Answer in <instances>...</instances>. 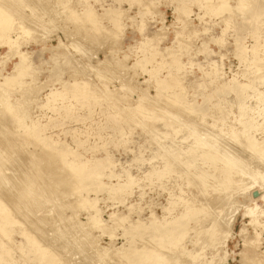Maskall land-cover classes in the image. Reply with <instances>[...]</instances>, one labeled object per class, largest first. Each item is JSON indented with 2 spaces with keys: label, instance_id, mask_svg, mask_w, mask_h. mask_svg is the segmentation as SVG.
I'll use <instances>...</instances> for the list:
<instances>
[{
  "label": "rangeland",
  "instance_id": "1",
  "mask_svg": "<svg viewBox=\"0 0 264 264\" xmlns=\"http://www.w3.org/2000/svg\"><path fill=\"white\" fill-rule=\"evenodd\" d=\"M206 1L207 0H136V1L135 0H129V1L128 0H2V1L0 0V5L2 4L12 11V13H13L12 17L14 20L18 17L17 18L18 20L17 19L15 20L17 22H15L13 20L15 27L19 26L20 24L26 25L27 23L29 26L31 25V23H33L35 27L37 26L36 27L37 29L34 26L30 27V30L33 28L32 29L33 33L31 30V32H29L28 36L23 35L21 33V31H19V30L17 32H15L14 30H11V32H9V35L11 36V38H15V36H18V35L21 37V42H20L21 44H20L19 50L23 51V52L26 51L27 53H29V59L31 61V64L33 65V70H34L33 74L35 76V82L31 81L32 79H30L29 76H26L27 79H25V77H24L22 79L23 81L19 80L20 82H18V80H16V81H14L15 84H13L14 82L11 83L12 88H11V84L9 85L10 87L9 86H7L5 88L0 87V96H1L0 98L2 99V100L0 99V106L2 107L4 105V107L5 106L7 107L10 105V106L14 107L13 110H11L9 114L10 115L15 114L14 115L15 117L13 116V118H15V119H16V115L17 116H20V115L23 116V119H22L23 123L27 124L29 126L27 128L30 129V131H29V129L25 130V128H23V130H24V132H23L21 130L22 129L21 126H20L21 128L19 130L16 129L15 127H13V126H17V123H15V122H12V123L6 122L7 124H5V123H2V121H1V123H0V130H3L0 134V137H2V138H0V139H2L1 141L12 140V144H13V141H15V145H17V147H18V144H19V146H20V144H22L21 149L19 147L17 148L16 146L14 147L15 149L13 147L9 148L10 149V150L8 149L9 151H7V148L4 146L2 147V149L0 148L1 149L0 152H2L0 154L1 155L0 161L3 159L2 162H0V168H1V166H2L1 164L3 163L4 160H5L4 163H6L8 165L7 166L3 163V166L6 169L3 166L0 169V171H2L4 169H5L4 171H6L5 173H4V171L1 172L2 174L0 173V193H3V194H1L2 197L6 196L5 198H7V199L10 198L13 201L20 199L18 197L20 194L19 193V188H20L19 186H21V187L25 186L24 185L25 179L24 178L22 179L23 175L19 176L20 173L18 174V171L20 172V170H18V168H19L18 166H20L19 169H21V167L23 168V169H21L22 171L24 169H27L30 166V168H28L29 172H31L34 175H37L38 173L33 172V171H35V169L33 170V167L36 166V164H38L39 161L36 160V158H34V155L38 154V153H39V155H44L43 152H44L45 148H47V147L48 148L46 149L45 153L50 154L49 150L51 151V148H52V151H51L52 154L56 155L58 153V155L59 154L64 155V157L63 156L61 157L63 162H65L67 160L70 161L72 158L71 162H74L77 160L76 162L79 165H81V163L82 164L86 163L85 166L88 165L86 168V169L89 168L88 171H92V169L95 165V163L91 161L92 158H103L108 154L110 162L112 164L113 163L115 164V165L111 164L113 167L112 171L119 174L121 176L122 180L126 179L125 173H128L132 177H135L137 179V182H138L136 185H133L131 187V190L129 191L128 194L121 193V195H119L120 192H118L119 194L117 193V195H116L114 193L109 194L108 191H106V189L105 190L101 189V191H99V193L98 192L96 193V191H93L94 190L93 188H95V186L93 185V183H94V180H93L91 187H89L90 190L88 189L89 192H87V193H89L88 196L90 195L89 197H92V198L95 197V199L97 200L96 211L99 213L100 218L103 221H105L107 227H110L109 229H104L103 231H102V229L100 230L97 227L95 229H94V227L92 229L88 228L89 229L88 231H90V232H88L90 238L92 236H94V237H92V241L95 242L94 246H93L94 242L92 243L90 241V239H88V238H86L85 240L79 239V238H82L81 237L82 234L80 236L77 235V233L80 234V232H75V234H74V238H76V240L79 242H77V244H76L75 243L76 240L74 238H73V240H74L73 243L70 242V240L72 241V239H68V238H70V235L73 236V234H71V232H73L74 230L72 228L70 229V227H69L70 224L67 223V221L70 222L71 219H74L71 221H75V219H76V221L78 220L77 222L88 225L90 222H88V219H86L87 218L86 216H88V213L89 214L94 213L95 209H94V211L91 210L90 208H89V210H87V209L83 208V206L81 204L76 205V207H71L70 204L69 205L65 204L64 205L65 209H62V208H64V206H62L61 209H59V210H58V208H60V207H54V206L44 207L45 206L44 205L43 209L48 208V210H50V209L54 208V210L53 211L51 210V212L48 214L49 216H46V213H45L46 210L44 212H42V210H41L40 211L41 213H38L36 210H35L36 212H34V209H36V208L32 207L31 204H29V203L27 204V202L25 203V201L23 199L17 200V202L19 204H20V201L22 200V202L24 201L23 203H25L26 205H30V209L28 208L29 206H26L27 209H26V207L23 206V209H24L23 211L25 212V210H26L25 218L30 219V217H32V218L34 217L33 220L35 219V221L37 220V222H39V223L38 224L35 223L37 226L36 225H33V226L40 227V229L43 227V231L40 230L39 228L35 229V227H34L35 230L32 228V232H34V231L38 232L39 231L38 232L39 236H41L43 240L46 238L44 241L49 242V243H46V245L51 247L50 248L51 250H53V248H54V251H55V249L57 248L56 246H58V249L61 246H63V247H65V251H63L64 254H62L61 256L59 255L60 257L59 256L57 257L58 259L57 258L55 259V261L57 263L56 262L55 263L54 262H36L35 259L37 257H35L36 255H34L33 252L28 253L27 252L28 249H27L26 253H28V254H26L25 251L24 252L22 251L23 252V254H22V252L20 250V249H22V245L25 244L24 241L26 240L23 232L25 233L28 230V227H26V231H23V230H25L24 229L25 225L12 224L11 225L13 227L12 230L11 231L8 230L9 232L6 231L9 235L11 234L10 235L11 237L8 234L5 235L4 232L0 233V243H3L6 246L8 244L9 245L8 250H11L10 253H8L7 255H4L2 249H4L5 246L0 245L1 246L0 247V254H2V255H0V259H1L0 264H51V263L52 264H61V263H64V264H93L95 262L94 260H96L97 256L100 253L101 254L99 256L102 255V253L104 252L103 249L112 250V248H119L122 245H124L126 248L129 245V243L133 245L134 244L133 242H135V240H136L135 238H133L135 240H132V238L130 236L124 237V233H123L124 231L123 230L125 228L123 226L122 227L116 226V225L111 226L112 223L109 221V215L110 214L115 213L116 216L119 217L121 220H125L123 215H125L127 217L129 216L130 218L128 217L127 221L134 222L135 220H137L139 218L140 219L147 218V216L150 215V212H151L150 209H152L153 213H155L154 215L161 217L164 214V212H162V210H161V207L167 206L166 204L170 200L171 196H173V195L179 196V189H181L183 192L182 197L185 196V198H186V196L187 197L194 196V197H196L197 200H200L199 198L202 196L198 197L199 196L198 189H196L193 185L187 186L186 180H185L186 179L185 176L195 175V173L199 169L198 164H193V166L192 165L189 166L186 169V171L185 170L184 171L179 170V171H176L173 173H168V174H166V176L163 175L164 177L163 176L160 177L161 178V179L159 178L160 180L159 179L156 180V177L155 178L153 177L155 180L152 177H150L149 179L144 177L145 173H147L149 170L153 169L154 167L155 168L156 167L161 168V166H163V164H161V163L164 160L161 161L162 158L159 159L161 157L160 155L163 154V152L165 151L167 146H169L171 143H172V145H174L176 147H178V146L186 147L192 143V139L190 137H188L187 140L181 142V139L183 137H186V135H188L190 133L189 132L191 130L190 128H182L181 129L182 131L179 134L177 133L178 135L177 134L174 135L171 131H169L170 130L169 128L164 127L165 126L164 124L166 121L162 118H160V119H162V121L159 119L160 115H163V112H161L164 110L163 105L167 107V110H173V111L175 110L177 112L179 110L184 111V109H186V107H190V106L194 107L193 104L195 106L202 107V109L205 110L204 115H206L205 116L206 118H204L205 123H202V121H201L202 116L200 115V112H196V111H195V113L191 112V114H192L191 115L190 113L188 114L184 111V112H180V116H178L180 123L182 124V122H183L182 125L185 124L184 121L196 123V124H198V126L201 123L202 127L200 125L199 127L197 126V127L193 128V129H197L196 134L197 135L199 134V136H200V133H198V130L199 131L201 130V132L203 133V130H205V129L208 130L207 127L210 128L208 130L209 132H214L218 128L221 129L222 131L226 132V126L223 127V126H221L220 123H218V124H217V122L215 123V125L217 127L216 128L214 126L215 130H214V127L212 128L209 125V124H213L214 121L212 122V119L216 118L215 116L218 117L219 112H222L221 110L226 111V113H227L226 118H227V121L230 122V126H231V124H232L233 128H234V126H237L238 128L236 127L234 129L239 130V129H241V124H239L238 121L241 123L242 120H238V114H239V110H238V106H237L238 97H236V95H234V92H231L228 88H227L228 91H226L225 88L228 84L232 83L233 81H238V83H246L249 81L248 80V78H249V79H251L249 82L253 86L251 89H249V90L247 89L243 93L244 106L247 108L245 110L244 119H247L249 116L252 115L251 117L253 119L255 117V121L258 124H260L263 121V117H264V104L263 103H264V101L263 102L258 101L259 97L257 98V96H259V95H257V94H263V92H264V83L260 84L263 81V80L261 81V77L264 75V70L262 68V67H264V65H263L264 62H262V61H264L262 58V57H264V50H263L264 47H261V46H263V45H261L263 43L262 41H264V0H244V2H243L244 8L240 9L241 11H238L239 8L238 9L236 8V7H238L237 4L238 5L241 4L240 1L228 0L227 4L230 7V9L228 10L229 12H227V10H226V11L222 12L221 14H215V15L210 12L209 7H210V1H211L212 5H216L217 4L216 0H215L216 3L214 2V0H209V2L208 1L206 2ZM237 1L239 3H237ZM204 2L209 4L208 8L206 7L207 4H204ZM132 3H134V4H132ZM142 3H144V4H142ZM148 3L151 4L152 6L154 5L155 9L152 6L148 5ZM145 4H147L148 8H146L147 6ZM138 5H139V8L137 7ZM142 5H144V6H142ZM180 6H181V8H182V6L188 7V8L190 7V9L186 8V11H183L184 14L188 13L187 15H189V16L183 15L184 16L183 17L181 15L183 12H182L181 8H179ZM143 7H145V8L143 9ZM150 7L152 8V10ZM175 7L177 10L179 9V11H177V13L175 11L176 9H174ZM17 8L19 9L18 11H17ZM140 9H142V10H140ZM146 9H148V10H146ZM149 9L151 12L149 11ZM231 9H232V12H230ZM234 9H236V10H234ZM114 10H116V11L119 10L117 12L118 15L116 14V12ZM143 10H145V11H143ZM187 10H188V12H187ZM81 12H83V13H81ZM141 12H142V14L143 13H145V14L144 15L141 14V16H140ZM178 12L181 14H178ZM85 13L88 15V17H86ZM92 13H93V15L95 13V15L94 16L90 15ZM109 13H111V14H109ZM108 14H109L110 18L108 16ZM177 14H178V16H177ZM112 15H115V16H112ZM179 15H180V17L183 18V19L180 18V21H179ZM118 16H120L119 19L116 18ZM19 17L20 18L22 17V19H21L22 22L19 20ZM25 17H27L28 19L23 20V19H25ZM80 17L83 19H81ZM93 17H95V18H93ZM35 18L38 20L40 19V21H36ZM86 18H89V19L86 20ZM113 18H114V20H113ZM115 18L118 19V21H117L118 25L117 26L119 27L121 24L122 29L120 27L116 28L117 27V26H115L116 24L113 23V21H115ZM84 19H85V21H84ZM96 19H98L99 22ZM94 20L97 21V23ZM184 20H185V23L183 22ZM19 21L21 23L17 24V23H19ZM89 21L92 23V25ZM140 21H142V22H140ZM143 21L146 22L145 27L143 26L145 24H141V23H143ZM87 22L93 28L89 27ZM38 23H39V26H38ZM95 23H96V25H95ZM108 23H111V25ZM182 23L185 26H183ZM42 24H43V26H41ZM97 24L98 25L100 24V26L98 27ZM28 25H27V27H29ZM160 27L161 28L163 27V30L161 31L162 36H161V38L159 37L160 38L159 39L155 35H158V36L161 35V32L159 31V30H161ZM94 28H97V30H95ZM100 28H101L102 32H99V31H101ZM103 28L104 29L106 28L105 29L106 31L109 30L108 33L103 31ZM141 28H143L144 30L143 29L141 30ZM111 29H112V32L114 31L113 32L114 34H111V32H110ZM138 30H141L144 34L141 31L139 32ZM175 30H177V32ZM189 30H191V31H189ZM42 32H43V34H42ZM147 32H148V34H151L152 37L155 36L154 41H153L155 43V46L160 42L162 37H164L161 40V43H159V45H157V47H155V46L153 47L154 49L151 48V46H150V49H149V47H145L144 49H142L140 46V44L143 42V38H144V36H146ZM30 33H32L33 35ZM116 33L117 34L119 33V34L116 36L115 35ZM163 33H164V35L165 34L166 35L164 36ZM178 33L181 36H178L177 35ZM186 33H188V34H186ZM100 34H101L102 38H100L101 36H98ZM106 34H111V35H106ZM114 35L116 37H118V39H116V37ZM176 35H177V37H176ZM188 35H189V37H188ZM36 36H38V37H36ZM96 37H97V39H96ZM112 37H114V38H112ZM174 37H176L175 38L176 41H175ZM259 38H260V40H258ZM178 39H180L181 41ZM179 41H180V43H179ZM182 41L184 44L186 43L187 45L182 44ZM218 41H219V43H217ZM177 42L181 46L177 45L178 44ZM258 43H259V45H261L260 47H258L259 46ZM172 44L174 46H172ZM175 45L178 46L177 48H180V47L182 49H184V48L188 49L189 48L188 49L189 52H188V50L184 49L185 51H187L185 54V51L183 53V50L181 48H180L181 51L177 50ZM186 46H188V47H186ZM255 46H256V48H255ZM50 47H54L53 50L51 51L52 53L48 52L47 50H46L47 52L45 50H42V48L44 49V48H50ZM167 48H170V50L172 48L173 51L174 50L176 52L179 51V53H180V60H181L180 62H182L183 66L181 69L182 72L181 71H180V73L178 72L179 74L177 73L176 70H172L173 66L170 65L171 61L169 60L170 62L168 63V62H166V60L164 58V56L165 57L167 56L166 52H164V50L167 51ZM253 48L257 49L258 56L260 58H262V61H260L262 66L259 64V62H258L259 65L257 64L258 66H256V65L253 67L250 66L252 64L249 62H252V57H253L252 56L253 55L252 49ZM146 50H147V53L149 52V56H150L149 58H150L151 62H150V60H148L150 63H146V61H145L144 62L145 66H144L143 63L138 64V62H140L141 58H143V51L145 52ZM157 50L159 52H157ZM202 50H204V51H202ZM7 51L8 50L5 46L0 47V57L4 56V54L6 55ZM150 51H153V52H150ZM154 51H155V54H153ZM160 51L162 52V56H161ZM158 53L160 54V56L157 55ZM154 55H157V56L153 57ZM106 57H107V59L109 57V59H108L109 61L106 59ZM151 57H153V58H151ZM241 57H242L244 62L241 61L242 60V59H240ZM111 58H112V60H110ZM161 59H162V62H161ZM168 59H170V58H167V61H168ZM114 61H115V63H114ZM118 61H120L122 63H119ZM143 61H141V62H143ZM15 62H16L15 57L8 58V59H6V57H2V60L0 59V75L7 76L8 74L12 73L13 64ZM164 62L166 64H169L170 66L169 65L167 66ZM119 64H121V65L125 64L127 67H130V68H129V70H127V72L123 71L122 70L123 68L122 69L119 68ZM141 64L144 66L143 69L141 68V66H142ZM107 66H108V68H107ZM211 67L215 68V69L217 68V70H218L217 79L212 80V81L208 80V77L206 76V74H207L206 72H208V70H210L209 68H211ZM151 68L155 71L154 72L152 70L155 74L153 72H150ZM157 68H159L160 71H158ZM101 69H103V70H101ZM168 69H169V71H168ZM259 69H261V70L259 71ZM145 70L146 71L149 70V71L146 72ZM211 70L209 72H211ZM175 71H176V76L180 75L179 77L175 76V73H174ZM257 72L258 73L260 72L259 76L262 73V76L260 78L257 77L258 76V75H256V74H258ZM49 73L50 74L52 73L53 77ZM54 73L55 74L57 73V74L54 75ZM152 73H153V76H152ZM157 73H158V75H157ZM98 74L101 76V78H99ZM203 74L205 75L204 78L207 77L206 80L205 79L203 80ZM254 74H255V79L254 78L252 79V77H248L251 75L254 76ZM49 75L51 76V79H50L51 81L48 79V78H50ZM70 75H71V77H70ZM168 75H170L171 77H169ZM166 76L169 78H167ZM54 77H55V79H54ZM73 77H74V79H73ZM75 77L77 80H75ZM174 77H176L177 79ZM52 78L54 80H52ZM56 78H58V79L60 78V80H58V79L56 80ZM124 78H125V80H123ZM178 78H179V81H182V82L177 81ZM81 79H83L82 82L80 81ZM154 79H155V82H154ZM158 79H162L165 81L171 79L174 82L176 80L175 83L177 85H178V83L180 85H182L181 90L180 89L179 90L184 95V104L182 102L179 103L180 102V101H178L179 98L172 97L173 93L177 92L176 91L177 87H175V88L174 87H172V88L166 87L168 91H165V89L163 88L164 90L160 92L161 96L160 97L156 96V89H155L156 84L155 83L158 81ZM258 79H260V80H258ZM74 80H75V83L76 82L77 83L79 82V83L75 84ZM86 80H88L87 83H86ZM53 81H55V82L57 81V82L55 83ZM60 81L68 82L70 84L73 83L72 86L74 89H79L81 87V89L84 90V88H86L88 90V93L91 91L90 92L91 94L85 93L84 95L80 96V99H77V101H78V103L80 102L81 104L80 103L78 104V103H76L77 102L76 101L77 95H75L74 97H72V95H71V94L74 95V92H73L74 89L73 88H69V89L63 88L61 90L62 85H61ZM123 81H125V83ZM22 82H23V84H22ZM83 82L85 84H82ZM16 83L19 86H17ZM29 83H30V85H29ZM80 83H81V85H80ZM104 83H106V85ZM126 83H127V85H126L127 87L129 86V87H132L133 89H131V88L127 89V87L122 86V85H125ZM24 84H25V86H26V84L29 86L28 89L25 88ZM86 84H88V85L92 84L93 86L91 85L89 87ZM13 85H14V88H13ZM78 85H80V87H78ZM201 85H202V87H201ZM15 86H17V87H15ZM21 86L22 87L24 86L23 89H21L22 88ZM198 86H199V88H198ZM18 87H19V90L21 89L20 91L18 90ZM92 87H94L96 89L94 90V88H92ZM183 87H184V90L182 91ZM30 89H31V91H30ZM55 89H56V91H55ZM97 89H98V92H97ZM67 90H70L68 92V94H67ZM105 90H107V92L109 94L114 95V97H112V98L115 101L114 102L115 105L119 108L120 113L116 112L114 110L116 108H114V106L110 105L113 102L109 104L108 98H110V97L105 98L104 93L102 94V92H105ZM21 91L22 92L26 91L27 94L25 92L22 93ZM52 91L54 93L59 92V91L61 92V94L59 96H55V99H57V102L54 98L53 99L50 98V96H51L50 93ZM92 91H93V93H92ZM164 91H165V94H164ZM225 91H226V93H223ZM142 93L146 94L149 97V99L146 98L142 104L145 107H152L154 109H157V111H158L157 115H159V117H157V119L151 120V119H153V117H150L148 115V113H144L145 116L143 114H141L142 115L141 116L135 110H132V111L129 110V107L133 108L138 103V97H142ZM99 94H101L102 97H99L100 96ZM63 95L68 96V98H69L68 104H66L67 102L65 101L68 99L67 96L66 97L64 96L65 97L64 98ZM87 95H89V97ZM95 95H98V97H99V98H97L98 101L96 100V98H94ZM61 96L63 98H61ZM86 96H87V98H86ZM91 96H93V98ZM115 97L117 99H114ZM124 97H126L127 100L121 102V98L126 99ZM254 97L257 99L255 100ZM72 98L74 99V101L71 100ZM104 98H105V100L106 99H108V100H106V101L104 100V102H103ZM118 98L120 100H118ZM46 99L51 100L50 102L52 103V105L46 104L47 103ZM82 99L86 100L85 101L86 103H84V100H82ZM94 99L96 100V103H95ZM163 99L166 100L165 103H164ZM52 100L54 101V103ZM87 100H88V102H87ZM60 101H62V102H60ZM128 101H129V104H128ZM167 101L169 103L166 104ZM82 102H83V104H82ZM257 103L258 104L262 103V104L259 106ZM6 104H8V105H6ZM69 104H71V106ZM171 104L173 106H175V108L173 106L169 107V105H171ZM215 104H216V106H214ZM217 104L220 105V106L218 105L219 108L217 107ZM46 105H49V106H46ZM50 105H51V107H50ZM65 105L66 106L69 105V108H68V106L66 107ZM42 106H45V107H42ZM61 106H63V107H61ZM64 106L67 109V111H65L66 109L64 108ZM257 106H258V108H257ZM221 107H223V108L221 109ZM253 107H254V109H253ZM60 108H62V109H60ZM261 108H262V110H261ZM219 109H220V111H219ZM225 109H227V110H225ZM228 109H230V111ZM0 111H3V110H0ZM12 111H13V113H11ZM228 111H229V113H228ZM254 111L257 112L258 115H256L257 113H255ZM196 114H198V115H196ZM146 115H148V116H146ZM212 116H213V118H212ZM210 118H211V120H210ZM17 119H19V118H17ZM31 120H34V121L37 120L38 122H40V124H38V126H37V124H35V126L32 127L33 124H31V126H30ZM236 120H238V121H236ZM163 121H165V122H163ZM233 121H235V122H233ZM20 122H21V120H20ZM38 122H36V123H38ZM175 122H178V121H175ZM238 124L240 126H238ZM11 125H12V127H11ZM204 125H206V126H204ZM227 125H228V123H227ZM1 126H2V128H1ZM42 127L44 129H42ZM13 128L18 132V134L16 133L18 135L17 140L18 139L21 140V138H23V140L26 141V145L24 144L25 142L23 140L22 141L24 143H22V141L20 142L19 140L18 141L16 140L17 135L15 134L16 131ZM17 128H18V126H17ZM261 128H262L261 130H264V124L261 126ZM154 130H155V132H154ZM26 131H29L30 133H28ZM37 131H39L38 132L39 135L33 134V133H37ZM117 131H119V133ZM8 132L10 134H8ZM13 132H14V135L16 136V137L14 136V138H13ZM20 132H22V133H20ZM168 132L172 135L171 138L166 135V134L170 135ZM2 133H4L3 134L4 136H2ZM23 133H26V134L28 133V134L22 135ZM31 133H32V137H31ZM164 134L166 136H164ZM11 135H12V137H11ZM33 135H36V136L34 137ZM6 136H9V138L8 137L6 138ZM21 136H23V137H21ZM41 136H42V138L43 137L47 138L50 142L52 141V142H56V143H54L53 145H50V147L42 145V144H45L46 142H45V139L41 138ZM120 136H121V138H120ZM153 136H155L156 138ZM254 136L256 137V139L261 138V134H258V133H255ZM3 137H5L7 140H3ZM28 137H31L35 140H33L31 138L28 139ZM52 139L53 140L56 139V140L53 141ZM154 139H156V140H154ZM225 139H224V137H222V140H224V142L227 141L226 144H229L230 146L231 145L233 146L235 144L233 147H235V148L238 147V149H239V146L236 143H234V142L229 143L228 140L227 139L225 140ZM57 140L59 143L57 142ZM151 140H154L155 143ZM34 141H36V142H34ZM78 144H80V145H78ZM76 145H78V146H76ZM12 146H14V145H12ZM0 147H1V144H0ZM16 149H17V151H16ZM33 149H34L35 154L32 152ZM22 150L24 151V153L27 151L25 153V155H24ZM30 150H31L32 154L30 153ZM55 150L56 151L59 150V151L56 152ZM60 150L62 152H60ZM67 150L70 152H68ZM105 153H106V155H105ZM16 154H18V155L15 156ZM26 154H28L27 157L30 159L24 158V157H26ZM79 154H81L80 157H79ZM19 155L22 156L23 158H20ZM30 155L32 156V158L29 157ZM246 155H245V157L249 158V160L251 159L250 163H252V164L254 163L253 164L254 166H256L260 169H262L264 167L262 161H261L262 163L260 162L262 167L260 164H258V162L260 160H257L256 157L254 158L251 156V158H250V156H248V152H246ZM77 156H78V158H77ZM156 156H157V158H156ZM6 158H8V160H9L8 162H10L9 164H8ZM14 158H16V160L20 159V161H22V159H23V162H20V161L18 162L16 160H14ZM57 158H58V156L56 157V160H57ZM80 158H81V161H80ZM26 159L29 160V164L31 163L30 165L27 164L28 162ZM83 160H87V161L85 162ZM254 160L258 161V162L255 163ZM11 161L13 163H11ZM24 161L27 162L25 164L28 166H26L25 164L23 165ZM53 162L54 161H52V163ZM76 162H74V163H76ZM16 163H18V164H16ZM14 165L18 168H16ZM21 165H23V166H21ZM10 166L14 167V168L12 167L13 170H11ZM96 166H97V163H96ZM98 167H95L93 170L97 169ZM15 169H17L18 171L16 172ZM8 170L13 171L12 173L14 175L11 176L12 173L9 172ZM14 170L18 174V175L16 174L17 176H15ZM28 170H25V172L26 171L28 172ZM37 172H38V170H37ZM99 177H97L95 179V184L97 183V181L105 183V184H110V183L114 184L116 182L114 178L107 179L104 176H103L104 178L101 176H99ZM148 180H150V181H148ZM11 183H13V184H11ZM97 184H99V183H97ZM190 186H191V188H189ZM12 187L15 189H13ZM79 190L82 192V194L84 193V195H85L86 191H84V190H86V189L83 190V189L79 188ZM91 191H92V195L90 194ZM253 191H255V190H253ZM236 194L239 195L238 192H233V197L236 198V200L241 201V195L237 196ZM202 199L204 200V197ZM62 202H63V199H62ZM23 203H21V206ZM248 204L249 205L252 204L250 202V200H248ZM258 205H261V202H259ZM67 206H68V208H67ZM78 206L80 207V209H77ZM129 206H134V207H132L133 209L128 210ZM138 208H140V209H138ZM178 208H180V206ZM178 208H176V207L173 208L174 210L172 209L171 213L172 214L175 213L178 210ZM67 209L73 210V212L76 215L73 213L75 215L74 216L72 213H70L71 211L67 210ZM37 210H39V209H37ZM79 210H81V211L79 212ZM27 211H28V213H27ZM58 211H60L61 213H59ZM128 211H129V213H128ZM55 212H57V214ZM62 212H63V214H62ZM29 213H30V215L32 214V216H30ZM58 214H60L61 217H59ZM68 214H70V215H68ZM242 214H243V211L240 210V211H238V213L235 216L234 224L232 227V235L230 236V238L226 242V247H225L226 256H225V259L223 260L224 262L222 260H220V264H264V255L262 253L263 247H264V241H263L264 240V228H263L264 215L261 216L262 214H259V215L257 214L260 217V218L257 217V219L258 218L260 219V221L258 219V221H259V225H258V224L249 223L250 218L249 217H243ZM42 215H45V216H43V218H42L41 217ZM72 215L74 216V218ZM51 216H54L56 219L51 218ZM65 217H68V219H69V220L67 219L66 222L64 223V224L67 223L66 224L67 227L65 225H63V223H62L63 221H65V219H66ZM75 217H77V218H75ZM32 218H31V220H28V221H33ZM48 218H50L51 222L57 220V224H59V225L55 224V222H52V224H51L50 220ZM40 219L43 220L45 223L44 224H43V222L40 223V221H38ZM60 220H63V221H60ZM60 222L62 225L60 224ZM124 224H125V222H124ZM190 224L193 226L192 223H190ZM30 225L32 226V224H30ZM60 226L62 229H65V228L68 229L69 228L68 231H70V234L69 235L66 234V235H68L66 238H65V236L64 237L62 236V238L61 237L58 238V235L53 231V229H56L57 227H60ZM244 226L246 228V234L244 237L246 239L248 238L247 242L252 241L251 242L252 244L247 243L248 245L245 244V246H242L244 244V242H243L244 240L241 236H238V232ZM1 227H3V226L0 224V228ZM261 228H263V229H261ZM199 229L200 228H198V227L196 228V230H199ZM96 230H98V231L96 232ZM99 230H100V232H99ZM43 232H44V234H43ZM52 232H53V234L56 235V237H55V235L54 236L52 235V237L50 236L52 234ZM64 232H66V229L64 230ZM101 232H102V234H101ZM108 232H110V234ZM255 233H258L261 236V237L259 236V240L257 241L258 243L255 242L256 241ZM38 234H37V236H38ZM190 234H192V233H190ZM4 236L7 238L6 240L4 239ZM47 236H48V238H47ZM72 236H71V238H72ZM1 237H2V239H1ZM126 237H128L129 240H131V242L127 243L128 238L126 239ZM9 238L11 240L10 243L8 242V241H10V240H8ZM63 238H65L66 240L65 239L63 240ZM82 240L84 242L83 247H82V244H83ZM184 240H185L184 241V243H185L187 241V239L185 238ZM86 241H87V243L85 244ZM253 241H254V243H256L255 245H254ZM66 242H68V243H66ZM69 243H72V244H69ZM96 243H97V245L99 243L98 246L100 247V249L96 245ZM60 244H62V245H60ZM52 245H54V246L52 247ZM188 245H189V242H186V246L188 247V249H190V246H188ZM251 245H253L254 247ZM13 246L17 247L18 249L17 248L15 249V247H13ZM95 246H97L99 250H96L97 249L96 248L93 251L92 247L95 248ZM246 246H247V248H246ZM249 246H251V247L249 248ZM9 247L11 249H9ZM76 247L78 249L81 248L80 249L81 251L79 252V250ZM84 247H87V248H84ZM102 247H103V249H102ZM75 248H76V250H75ZM83 248H84V250L86 249L85 250L86 254H84L85 251H82ZM87 251H89V253ZM81 252H83L82 255L81 256L78 255V253L80 254ZM90 252H92L93 255L90 254ZM97 252H99V254ZM221 252H222L221 250H218V252L217 253L215 252V253L218 255H222ZM94 253L95 254L97 253L98 255L95 256ZM206 253L207 254H209V253L214 254V251H210L208 248L206 250ZM88 254H90V256L91 255L92 256L89 257L88 258L89 261L87 260L88 262H86L85 258H87ZM1 256L2 257L4 256V259L1 258ZM5 256H9V258H7V257L5 258ZM77 256H78V258H77ZM93 256H95L96 258ZM61 257H62V259L60 260ZM91 258H93L92 259L93 262H92V260H90ZM182 258L183 259H181V260H185V261L184 262L181 261L180 263H177V264H190L186 260V257H182ZM206 258L208 259L209 255H207ZM102 259H101V257H99V259L97 258L96 261H98L99 264H101V263L102 264H107V263L109 264L111 261L110 264H113L112 260H105V259L102 260ZM104 260H105V262H104ZM60 261H62V262L60 263ZM185 262H187V263H185ZM94 264H96V262ZM114 264H117V263H114Z\"/></svg>",
  "mask_w": 264,
  "mask_h": 264
},
{
  "label": "bare ground",
  "instance_id": "2",
  "mask_svg": "<svg viewBox=\"0 0 264 264\" xmlns=\"http://www.w3.org/2000/svg\"><path fill=\"white\" fill-rule=\"evenodd\" d=\"M2 1V0H1ZM129 1V0H128ZM136 1V0H135ZM208 2H209V0H207ZM206 1V2H207ZM227 1L228 0H216V2H217V4L216 5H212V3H211V1H210V7H209V9H210V12L212 13V14H221L222 12H224V11H226L227 10V12H229L228 10L230 9V7H229V5L227 4ZM238 1H240V3L241 4H237V6L238 7H236L237 9H238V11H241L240 9H243L244 8V0H238ZM237 1V3H239ZM133 2V1H132ZM140 2V1H139ZM214 2H215V0H214ZM215 2V3H216ZM135 3V2H134ZM134 3H132V4H134ZM137 3V2H136ZM214 3V4H215ZM142 4H144V3H142ZM204 4H207V3H205L204 2ZM146 6H147V4H145ZM148 5H150V6H152L151 4H149L148 3ZM142 6H144V5H142ZM145 6V7H146ZM208 6H209V4H207V8H208ZM138 8H139V5L137 6ZM145 7H143V9L145 8ZM153 8H154V5L152 6ZM234 7V8H235ZM87 8V7H86ZM142 8V7H141ZM146 8H148V6L146 7ZM151 8V7H150ZM179 8H181V6L179 7ZM186 8H188V7H184V6H182V8H181V10H182V12L183 11H186ZM88 9V8H87ZM86 9V10H87ZM155 9V8H154ZM174 9H176V7L174 8ZM188 9H190V7L188 8ZM19 9L17 8V11H18ZM85 10V9H84ZM109 10V9H108ZM140 10H142V9H140ZM146 10H148V9H146ZM151 10H152V8H151ZM234 10H236V9H234ZM90 11V10H89ZM88 11V12H89ZM105 11V10H104ZM110 11V10H109ZM112 11V10H111ZM115 12H116V14H117V12L119 11H116V10H114ZM122 11V10H121ZM143 11H145V10H143ZM149 11H150V9H149ZM154 11V10H153ZM152 11V12H153ZM176 11V13H177V11H179V9L177 10H175ZM84 12V11H83ZM83 12H81V13H83ZM87 12V13H88ZM91 12V11H90ZM89 12V13H90ZM94 12V11H93ZM151 12V11H150ZM181 12V11H180ZM187 12H188V10H187ZM230 12H232V9H231V11ZM88 13V14H89ZM113 13V12H112ZM121 13V12H120ZM139 13V12H138ZM147 13V12H146ZM155 13V12H154ZM186 13V12H185ZM86 14V13H85ZM104 14V13H103ZM109 14H111V13H109ZM109 14H108V16H109ZM123 14V13H122ZM141 14H142V12L140 13V16H141ZM145 13H143L142 15H144ZM148 14V13H147ZM157 14V13H156ZM155 14V15H156ZM178 14H181V13H179L178 12ZM178 14H177V16H178ZM188 13H186V14H184V12L181 14L182 16L183 15H187ZM12 15H13V13H12V11L9 9V8H7L6 6H4V5H0V47H2V46H5L6 48H7V53H6V55L4 54V56H2V57H6V59H8V58H13V57H15L16 58V62L13 64V70H12V73H10V74H8L7 76H2V75H0V87L1 88H5V87H7V86H9L11 83H13L14 81H16V80H18V82H20L19 80H21V81H23L22 79L25 77V79H27L26 78V76H29L30 77V79H32L31 81H33V82H35V76H34V74H33V65L31 64V61H30V59H29V53H27L26 51H20L19 50V48H20V42H21V37L18 35V36H15V38H11V36L9 35V32H11V30H14L15 32H17L18 30L19 31H21V33L23 34V35H29V32H31V30L33 29H31L30 30V27H32V26H34V24L33 23H31V25L29 26L28 25V23L26 24V25H24V24H20L22 21H21V19H22V17L20 18L19 17V20L21 21H19V23H17V24H20L19 26H17V27H15L14 26V23H13V17H12ZM81 15V14H80ZM90 15H93V13L92 14H90ZM89 15V16H90ZM94 15H95V13H94ZM93 15V16H94ZM105 15V14H104ZM103 15V16H104ZM118 15V14H117ZM149 15V14H148ZM153 15V14H152ZM151 15V16H152ZM37 16V15H36ZM83 16V15H82ZM112 16H115V15H112ZM123 16V15H122ZM147 16V15H146ZM187 16H189V15H187ZM208 16V15H207ZM86 17H88V15L86 14ZM107 17V16H106ZM144 17V16H143ZM184 17V16H183ZM186 17V16H185ZM18 18V17H17ZM16 18V19H17ZM81 18V17H80ZM85 18V17H84ZM93 18H95V17H93ZM97 18V17H96ZM109 18H110V16H109ZM116 18H120V16H118V17H116ZM115 18V21H113V23H115L114 25L115 26H117L118 25V23H117V21H118V19H116ZM180 18L181 19H183L182 17H180V15H179V21H180ZM187 18V17H186ZM15 19V20H16ZM26 19H28L27 17H25V19H23V20H26ZM36 19V18H35ZM81 19H83V18H81ZM89 18H86V20H88ZM112 19V18H111ZM185 19V18H184ZM14 20V21H15ZM18 20V19H17ZM34 20V19H33ZM97 21H98V19H96ZM113 20H114V18H113ZM28 21V20H27ZM26 21V22H27ZM36 21H40V19L38 20V19H36ZM84 21H85V19H84ZM91 21V20H90ZM89 21V22H90ZM95 21V20H94ZM97 21H95L96 23H97ZM109 21V20H108ZM122 21V20H121ZM15 22H17V21H15ZM93 22V21H92ZM99 22V21H98ZM140 22H142V21H140ZM184 23H185V20L183 21ZM84 23V22H83ZM91 23V22H90ZM96 23H95V25H96ZM112 23V24H113ZM146 22L145 21H143V23H141V24H145ZM33 24V25H32ZM85 24V23H84ZM87 24L89 25V23L87 22ZM108 24H110L111 25V23H108ZM140 24V25H141ZM27 25L29 26V27H27ZM45 25V24H44ZM87 25V26H88ZM91 25H92V23H91ZM91 25H89V27H91V28H93ZM94 25V24H93ZM98 25V24H97ZM139 25V26H140ZM182 25H183V23H182ZM38 26H39V23H38ZM41 26H43V24L41 25ZM100 26V24L98 25V27ZM102 26V25H101ZM138 26V27H139ZM144 27L146 26V24L145 25H143ZM183 26H185V25H183ZM35 27V26H34ZM37 27V26H36ZM35 27V28H36ZM97 27V26H96ZM97 27V28H98ZM112 27V26H111ZM120 28H121V24H120V26H119ZM118 26L116 27V28H119ZM143 27V28H144ZM182 27V26H181ZM180 27V28H181ZM90 28V29H91ZM97 28H94L95 30H97ZM143 28H141V30L143 29ZM183 28V27H182ZM37 29V28H36ZM99 29V28H98ZM106 29V28H105ZM104 28H103V31H105V32H107L108 33V31H106ZM122 29V28H121ZM120 29V30H121ZM160 29L161 30H159L160 32L163 30V27L161 28L160 27ZM178 29V28H177ZM59 30V29H58ZM100 30H101V28H100ZM116 30V29H115ZM141 30H138L139 32L141 31ZM144 30V29H143ZM180 30V29H179ZM182 30V29H181ZM35 31V30H34ZM45 31V30H44ZM176 32H177V30H175ZM189 31H191V30H189ZM94 32V31H93ZM98 32V31H97ZM99 32H102V30L101 31H99ZM104 32V33H105ZM110 32H111V34H114L113 32H112V29L110 30ZM122 32V31H121ZM142 32V31H141ZM164 32V31H163ZM181 32V31H180ZM32 33H33V30H32ZM32 33H30V34H32ZM120 33V32H119ZM118 33V34H119ZM143 33V32H142ZM141 33V34H142ZM192 33V32H191ZM42 34H43V32H42ZM95 34V33H94ZM111 34H106V35H111ZM117 33L115 34L116 36L118 35ZM144 34V33H143ZM142 34V35H143ZM158 34V33H157ZM186 34H188V33H186ZM195 34V33H194ZM33 35V34H32ZM69 35V34H68ZM93 35V34H92ZM103 35V34H102ZM114 35V36H115ZM163 35H164V33H163ZM166 35V34H165ZM164 35V36H165ZM178 36H181V35H179V33L177 34ZM177 35H176V37H177ZM192 35V34H191ZM31 36V35H30ZM98 36H101V34L100 35H98ZM115 36V37H116ZM156 37H160L161 38V36H162V32H161V35H155ZM154 36V37H155ZM36 37H38V36H36ZM95 37V36H94ZM105 37V36H104ZM111 37V36H110ZM120 37V36H119ZM154 37H152L151 36V34H148V32H147V34H146V36H144V38H143V42L140 44V46H141V48L142 49H144L145 47H149V49H150V46H151V48H153L154 46H155V43L153 42L154 41ZM176 37H174V39L176 38ZM188 37H189V35H188ZM193 37V36H192ZM191 37V38H192ZM100 38H102V36L100 37ZM112 38H114V37H112ZM159 38V39H160ZM164 37H162V39H163ZM181 38V37H180ZM190 38V39H191ZM42 39V38H41ZM88 39V38H87ZM96 39H97V37H96ZM116 39H118V37H116ZM161 39V40H162ZM161 40H160V42L159 43H161ZM178 40H180V39H178ZM188 40V39H187ZM219 40V39H218ZM258 40H260V38L258 39ZM174 41V40H173ZM175 41H176V39H175ZM181 41V40H180ZM180 41H179V43H180ZM217 41V40H216ZM80 42V41H79ZM187 42V41H186ZM261 42V41H260ZM263 43L261 44V45H263V46H261V45H259V43H258V47H264V41H262ZM158 43V42H157ZM159 43L157 44V45H159ZM176 43V42H175ZM178 43V42H177ZM177 44V45H179V46H181L180 44ZM217 43H219V41L217 42ZM221 43V42H220ZM182 44H184L183 43V41H182ZM186 44V43H185ZM184 44V45H185ZM157 45L155 46V47H157ZM187 45V44H186ZM257 45V44H256ZM172 46H174L173 44H172ZM175 47L177 48L178 46H176L175 45ZM186 47H188V46H186ZM257 47V48H258ZM53 48L54 47H50V48H42V50H47L48 52H50V53H52L51 51L53 50ZM78 48V47H77ZM181 48V47H180ZM180 48H177V50H180ZM255 48H256V46H255ZM255 48H253L252 49V62H249V63H252L250 66H258L259 64L262 66V64L260 63V61H262V58H263V60H264V57H262V58H260L259 56H258V53H257V49H255ZM154 49V48H153ZM156 49V48H155ZM166 49V48H165ZM182 49V48H181ZM185 50H188V49H186V48H184ZM184 49H182L183 50V53H184ZM152 50V49H151ZM264 50V49H263ZM46 51V52H47ZM90 51V50H89ZM181 51V50H180ZM202 51H204V50H202ZM116 52V51H115ZM150 52H153V51H150ZM157 52H159L158 50H157ZM156 52V53H157ZM161 52V51H160ZM164 52H166V54H167V56L165 57L164 55V58H165V60H166V62H170L171 61V64L170 65H172L173 66V68H172V70H176L177 71V73L179 72L180 73V71H181V69H182V66H183V64H182V62H180L181 60H180V53H179V51L178 52H176L175 50L173 51V49L171 48V50H170V48H167V51H165L164 50ZM186 52L187 51H185V54H186ZM188 52H189V50H188ZM153 54H155V51H154V53ZM52 55V54H51ZM157 55H159L160 56V54L158 53ZM157 55H154L153 57H155V56H157ZM55 56V55H54ZM161 56H162V52H161ZM258 56V57H257ZM2 57H0V59L2 60ZM53 57V56H52ZM150 56H149V52L147 53V50L144 52L143 51V58H141V60H140V62H138V64L139 63H143L144 64V62L146 61V63H150L151 62V60H150V58H149ZM153 57H151V58H153ZM161 58V57H160ZM167 58H170V59H168V61H167ZM260 58V59H259ZM4 59V58H3ZM105 59V58H104ZM106 59H107V57H106ZM108 59H109V57H108ZM107 59V60H108ZM240 59H242V57L240 58ZM110 60H112V58L110 59ZM144 60V61H143ZM148 60H150V62L148 61ZM164 60V61H165ZM170 60V61H169ZM109 61V60H108ZM141 61H143V62H141ZM148 61V62H147ZM241 61H243V59L241 60ZM119 63H122V62H120V61H118ZM161 62H162V59H161ZM160 62V63H161ZM244 62V61H243ZM247 62V61H246ZM258 62H259V64H258ZM262 62H264V61H262ZM104 63V62H103ZM114 63H115V61H114ZM165 63V62H164ZM166 64V63H165ZM258 64V65H257ZM4 65V64H3ZM40 65V64H39ZM136 65V64H135ZM142 65V64H141ZM162 65V64H161ZM167 66L169 65V64H166ZM165 65V66H166ZM169 65V66H170ZM264 65V64H263ZM139 66V65H138ZM144 66H145V64H144ZM143 65L141 66V68L143 69V67H144ZM159 66V65H158ZM163 66V65H162ZM171 66V67H172ZM57 67V66H56ZM101 67V66H100ZM116 67V66H115ZM156 67V66H155ZM251 67V68H252ZM107 68H108V66H107ZM119 68H123L122 70L123 71H126L127 72V70H129V68L130 67H127L125 64H119ZM140 68V69H141ZM161 68V67H160ZM263 68V70H264V67H262ZM38 69V68H37ZM141 69V70H142ZM158 69V71H160V69L159 68H157ZM167 69V68H166ZM210 70H211V72H209L210 70H208V72H206L207 74H206V76L208 77V80H216L217 79V73H218V70H217V68L215 69V68H209ZM253 69V68H252ZM92 70V69H91ZM101 70H103V69H101ZM117 70V69H116ZM153 69L151 68V71L150 72H153L152 71ZM171 70V71H172ZM261 69H259V71H260ZM53 71V70H52ZM146 71V70H145ZM147 71H149V70H147ZM146 71V72H147ZM157 71V72H158ZM168 71H169V69H168ZM170 71V72H171ZM176 71L174 72L175 73V76H176ZM255 71V70H254ZM258 71V70H257ZM112 72V71H111ZM155 72V71H154ZM153 72V73H154ZM169 72V73H170ZM182 72V71H181ZM263 72V71H262ZM153 73H152V76H153ZM178 73V74H179ZM254 73V72H253ZM258 73V72H257ZM36 74V73H35ZM50 74V73H49ZM57 74V73H56ZM55 73H54V75H56ZM155 74V73H154ZM259 74H260V72L258 73V74H256V75H258L257 77H261L262 76V73H261V75L259 76ZM50 75H52V73L50 74ZM49 75V76H50ZM99 75V74H98ZM114 75V74H113ZM157 75H158V73H157ZM169 77H171L170 75H168ZM180 76V75H179ZM179 76H176V77H179ZM204 74H203V80L205 79L206 80V78H204ZM52 77H53V75H52ZM57 77V76H56ZM59 77V76H58ZM61 77V76H60ZM69 77V76H68ZM70 77H71V75H70ZM151 77V76H150ZM156 77V76H155ZM167 77V76H166ZM165 77V78H166ZM169 77H167V78H169ZM176 77H174V78H176ZM248 77H252V79L254 78L255 79V74H254V76H248ZM98 78V77H97ZM99 78H101V76L99 75ZM106 78V77H105ZM153 78V77H152ZM49 80L51 79V76H50V78H48ZM54 79H55V77H54ZM53 78H52V80H54ZM58 78H56V80H57ZM73 79H74V77H73ZM114 79V78H113ZM177 79V78H176ZM29 80V79H28ZM58 80H60V78L58 79ZM75 80H77L76 79V77H75ZM75 80H74V83H75ZM123 80H125V78L123 79ZM181 80V79H180ZM248 80L250 81L251 79H249L248 78ZM258 80H260V79H258ZM263 80V81H262ZM47 81V80H46ZM45 81V82H46ZM51 81V80H50ZM81 82L83 81V79H81L80 80ZM85 81V80H84ZM87 81L88 80H86V83H87ZM177 81H179V78H178V80ZM246 82V83H238V81H233L232 83H230V84H228L227 86H226V91H228L227 90V88L231 91V92H234V95H236V97H238V103H237V106H238V110H239V114H238V120H242V122L240 123L238 120H236V121H238V123L239 124H241V129H234V128H236L237 126H234V128L232 127V124H231V126H230V122H228L227 121V113H226V111H224V110H221L222 112H219L220 111V109H219V115H218V117L217 116H215L216 118H213V116H212V122H213V124H209L212 128L215 126L216 127V125H215V123L217 122V124L218 123H220L221 124V126H226V132L225 131H222L221 129H217L216 131H214V132H209L208 130L210 129L209 127H207L208 128V130H203V133L201 132V130L199 131L198 130V133H200V136H199V134L197 135L196 134V131H197V129H193V128H195V127H197L198 126V124H196V123H192V122H186V121H184L185 122V126L184 125H182L183 124V122H182V124L180 123V121H179V119H178V116H180V112H186V113H190L191 114V112L192 113H195V111L196 112H200V115L202 116V118H201V121H202V123H205V121H204V118H206L205 116L206 115H204L205 113V110L204 109H202V107H200V106H195L194 104H193V106L194 107H186V109H184V111L183 110H179L178 112L177 111H173V110H167V107L166 106H164L163 105V111H161V112H163V115H160V117H159V115H157L158 114V111H157V109H154V108H152V107H145L142 103H143V101L146 99V98H148L149 99V97L146 95V94H143L142 93V97H138V103L133 107V108H130L129 107V110H135L139 115H141V114H143L144 116H145V114L144 113H148V115L150 116V117H153V119H151V120H155V119H157V117H159V119L160 118H162V119H164L165 121H163V122H165V128L167 127V128H169L170 130L169 131H171L174 135L175 134H179L182 130V128H190L191 130L189 131L190 133L188 134V135H186V137H183L182 139H181V142L182 141H185V140H187V138L188 137H190L191 139H192V143L189 145V146H186V147H180V146H178V147H176V146H174V145H172V143L169 145V146H167V148L165 149V151L163 152V154H161L160 156V158L159 159H161V161H163L161 164H163V166H161V168L160 167H154L153 169H151V170H149L147 173H145V175H144V177H146V178H150V177H156V180L157 179H159L160 177H162L163 175H165L166 176V174H168V173H173V172H176V171H186V169L189 167V166H193V164H198V166H199V169L197 170V172L195 173V175H190V176H185V180H186V184H187V186H189V185H193L196 189H198V193H199V196L198 197H200V196H202V197H200L199 199L200 200H197L196 199V197H194V196H192V197H187L186 196V198H185V196L184 197H182V194H183V192H182V190L181 189H179V196H171V198H170V200L167 202V206L166 207H164V206H162L161 207V210H162V212H164V214L161 216V217H158V216H156V215H154L155 213H153V210L152 209H150V215H148L147 216V218H145V219H137V220H135L134 222H132V221H127L128 220V217L127 216H125V215H123L124 216V218H125V220H121L119 217H117L116 216V214L114 213V214H110L109 215V221L112 223L111 224V226L112 225H116V226H123L125 229L123 230L124 232V237L125 236H130L131 238H132V240H135V242H133L134 244L132 245V244H130L129 242H131V240H129V238L128 237H126V239L128 238V241H127V243H129V245L125 248V246L124 245H122L121 247H119V248H112V250H105V249H103V247H102V249L104 250V252L102 253V255L101 256H99L100 254H99V252H97L96 254L94 253V255L96 256V255H98L97 256V258L99 259V257H101V259L103 258V259H105V260H112V263L114 264V263H119V264H177V263H180L181 261L182 262H184L185 260H181V259H183L182 257H186V260L188 261V263H190V264H220V260H224L225 259V256H226V249H225V247H226V242L228 241V239L230 238V236L232 235V227H233V224H234V220H235V216H236V214L238 213V211H240V210H242L243 211V214H242V216L243 217H249L250 218V222L249 223H251V224H258L259 225V221H260V217L258 216L259 214H262L261 216H263L264 215V167L262 168V169H260V168H258V167H256V166H254L252 163H250V160H249V158H246L245 157V155H246V152H248V156H250V158H251V156L252 157H256L257 158V160H260L259 162L258 161H255V163L256 162H258V164H260L261 165V163L263 162V166H264V130H261L262 128H261V126L264 124V117H263V121L260 123V124H258L256 121H255V117H254V119L251 117V116H249L247 119H244V117H245V110L247 109L245 106H244V96H243V93L248 89H251L252 88V84L250 83V82ZM257 81V80H256ZM262 81V82H261ZM261 83L260 84H263L264 83V75L261 77ZM17 82V83H18ZM53 82H55V81H53ZM52 82V83H53ZM57 82V81H56ZM55 82V83H56ZM59 82V81H58ZM61 82V90L64 88H73V86H72V84H70V83H68V82H63V81H60ZM104 82V81H103ZM124 83H125V81H123ZM154 82H155V79H154ZM175 82H176V80H175ZM174 81H172L171 79H169V80H162V79H158V81L155 83L156 85V87H155V89H156V96H158V97H160L161 95H160V92L161 91H163L164 89H165V91H168L167 90V88L166 87H170V88H172V87H177V92L176 93H173V96L172 97H174V98H179L178 99V101H180L179 103H183L184 104V95L182 94V92L180 91L181 90V86L182 85H180L178 82V85L175 83ZM179 82H182V81H179ZM254 82V81H253ZM17 83H16V85H17ZM51 83V82H50ZM79 83V82H78ZM77 82L75 83V84H78ZM13 84H15V82L13 83ZM20 84V83H19ZM22 84H23V82H22ZM74 84V85H75ZM82 84H85L84 82L82 83ZM105 85H106V83H104ZM176 84V85H175ZM207 84V83H206ZM29 85H30V83H29ZM80 85H81V83H80ZM80 85H78V87H80ZM87 86H91V85H88V84H86ZM103 85V84H102ZM127 85V83L125 84V85H122L123 87L125 86V87H127L126 86ZM180 85V86H179ZM17 86H19V85H17ZM17 86H15V87H17ZM24 86H25V84H24ZM23 86V87H24ZM38 86V85H37ZM60 86V85H59ZM83 86V85H82ZM85 86V85H84ZM93 86V85H92ZM161 86V87H160ZM200 86V85H199ZM199 86H198V88H199ZM205 86V85H204ZM263 86V85H262ZM10 87V86H9ZM22 87V86H21ZM23 87L21 88V89H23ZM28 85L26 84V86H25V88H27L28 89ZM75 87V86H74ZM77 87V88H78ZM95 87V86H94ZM94 87H92V88H94ZM103 87V86H102ZM201 87H202V85H201ZM11 88H12V84H11ZM13 88H14V85H13ZM84 88V87H83ZM104 88V87H103ZM133 89L132 87H127V89ZM164 88V89H163ZM20 89V90H21ZM74 89V88H73ZM90 89V88H89ZM96 88H94V90H95ZM180 89V90H179ZM224 89V90H225ZM18 90H19V87H18ZM19 90V91H20ZM25 90V89H24ZM41 90V89H40ZM39 90V91H40ZM91 90V89H90ZM93 90V89H92ZM170 90V89H169ZM184 90V87H183V89H182V91ZM27 91V90H26ZM26 91H23V92H25L26 93ZM29 91V90H28ZM30 91H31V89H30ZM51 91V90H50ZM55 91H56V89H55ZM70 90H67V94H68V92H69ZM114 91V90H113ZM165 91H164V94H165ZM226 91L225 92H223V93H226ZM256 91V90H255ZM22 92V91H21ZM22 92V93H23ZM38 92V91H37ZM36 92V93H37ZM74 95L73 94H71L72 95V97H74L75 95H77L76 96V101H77V99H80V96H82V95H84L85 93H87V94H89L88 93V90L86 89V88H84V90L83 89H81V87L79 88V89H74ZM97 92H98V89H97ZM19 93V92H18ZM63 93V92H62ZM66 93V92H65ZM71 93V92H70ZM76 93V94H75ZM92 93H93V91H92ZM96 93V92H95ZM104 93V96H105V98H107V97H110V98H108V99H106V100H108L109 101V104L110 103H114L115 101L113 100V98L112 97H114V95H111V94H109L108 92H107V90H105V92H102V94ZM163 93V92H162ZM27 94V93H26ZM38 94V93H37ZM61 94V92L59 91V92H51L50 93V98H54L55 99V96H59ZM91 94V93H90ZM116 94V93H115ZM255 94V93H254ZM25 95V94H24ZM70 95V94H69ZM100 96L99 97H102V95L101 94H99ZM257 95H259V96H257V98L259 97V100L258 101H264V92H263V94H257ZM65 95H63V97H64ZM67 96V95H66ZM65 96V97H66ZM88 97H89V95H87ZM87 96H86V98H87ZM97 96V97H96ZM117 96V95H116ZM246 96V95H245ZM1 97V96H0ZM49 97V96H48ZM62 96H61V98H63ZM64 97V98H65ZM92 98H93V96H91ZM98 97V95H95L94 96V98H96V100H97V98H99ZM57 98V97H56ZM67 98H68V96H67ZM66 98V99H67ZM84 98V97H83ZM105 98L103 99V102H104V100H105ZM124 98H126V97H124ZM164 98V97H163ZM255 98V97H254ZM257 98H255V100L257 99ZM1 99V98H0ZM102 99V98H101ZM114 99H117L116 97L114 98ZM2 100V99H1ZM47 100V103L46 104H51L52 105V103L50 102L51 100H48V99H46ZM56 100V102H57V99H55ZM65 100V99H64ZM71 100H73L74 101V99L72 98ZM82 100H84V99H82ZM95 100V99H94ZM93 100V101H94ZM96 100H95V103H96ZM105 100V101H106ZM118 100H120L119 98H118ZM127 100V98L126 99H122L121 98V102H123V101H126ZM4 101V100H3ZM53 101V100H52ZM59 101V100H58ZM67 103L66 104H68V102H69V98L67 99V100H65ZM80 101V100H79ZM86 100H84V103H86L85 102ZM98 101V100H97ZM111 101V102H110ZM163 101H164V103H165V101L166 100H164L163 99ZM46 102V101H45ZM44 102V103H45ZM49 102V103H48ZM60 102H62V101H60ZM87 102H88V100H87ZM151 102V101H150ZM177 102V101H176ZM53 103H54V101H53ZM73 103V102H72ZM76 103H78V101L76 102ZM75 103V104H76ZM80 103V102H79ZM78 103V104H79ZM94 103V102H93ZM108 103V102H107ZM110 104L111 106H114V108H118L116 105H115V103L114 104ZM163 103V104H164ZM167 103H169L168 101L166 102V104ZM175 103V102H174ZM81 104V103H80ZM82 104H83V102H82ZM128 104H129V101H128ZM165 104V105H166ZM258 104V103H257ZM262 104V103H261ZM261 104H258L259 106L261 105ZM264 104V103H263ZM6 105H8V104H6ZM45 105V104H44ZM51 105H50V107H51ZM70 106H71V104H69ZM69 105H67L68 106V108H69ZM157 105V104H156ZM218 105L219 104H217V107H218ZM10 106V105H9ZM5 106L4 107V105L1 107L0 106V110H3V111H0V123H1V121H2V123H5V124H7L8 122H10V123H12V122H15V123H17V126H18V128H17V126H13V127H15L16 129H20L21 127H22V131L24 132V130H23V128H25V130L26 129H29V128H27V127H29L27 124H24L23 123V121H22V119H23V116H17L16 115V119L15 118H13V116L15 115V114H13V115H10L9 113H10V111L11 110H13V108L14 107H12V106ZM46 106H49V105H46ZM66 106V105H65ZM65 106H64V108H65ZM66 106V107H67ZM168 106V105H167ZM171 106H173L172 104L171 105H169V107H171ZM178 106V105H177ZM214 106H216V104L214 105ZM220 106V105H219ZM42 107H45V106H42ZM41 107V108H42ZM61 107H63V106H61ZM162 107V106H161ZM174 108H175V106H173ZM248 107V106H247ZM256 107V106H255ZM3 108V109H2ZM63 108V109H64ZM72 108V107H71ZM112 108V107H111ZM219 108V107H218ZM223 107H221V109H222ZM257 108H258V106H257ZM7 109V110H6ZM60 109H62V108H60ZM66 109V108H65ZM64 109V110H65ZM113 109V108H112ZM116 109H114L116 112H118V113H120V110H119V108L116 110ZM217 109V108H216ZM253 109H254V107H253ZM70 110V109H69ZM225 110H227V109H225ZM229 111H230V109H228ZM261 110H262V108H261ZM65 111H67V109L65 110ZM229 111H228V113H229ZM257 111V110H256ZM260 111V110H259ZM255 112V111H254ZM262 112V111H261ZM7 113V114H6ZM11 113H13V111L11 112ZM68 113V112H67ZM255 113H257V112H255ZM9 114V115H8ZM160 114V113H159ZM187 114V115H188ZM122 115V114H121ZM148 115H146V116H148ZM192 115V114H191ZM196 115H198V114H196ZM208 115V114H207ZM256 115H258V113L256 114ZM142 116V115H141ZM143 116V117H144ZM15 117V116H14ZM156 117V118H155ZM208 117V116H207ZM260 117V116H259ZM17 118H19L20 120H21V122H20V120L19 119H17ZM167 120H166V119ZM209 118V117H208ZM12 119V120H11ZM162 119H160L161 121H162ZM175 119V120H174ZM169 120V121H168ZM210 120H211V118H210ZM175 121H178V122H175ZM191 121V120H190ZM7 122V123H6ZM36 122H38L37 120H31L30 121V126H31V124H33L32 125V127H34L35 126V124H37V126H38V124H40V122H38V123H36ZM233 122H235V121H233ZM227 123H228V125H227ZM232 123V122H231ZM14 124V123H13ZM235 124V123H234ZM238 124V126H240ZM15 125V124H14ZM136 125V124H135ZM200 125H201V123H200ZM199 125V126H200ZM207 125V124H206ZM206 125H204V126H206ZM3 126V125H2ZM2 126H1V128H2ZM21 126V127H20ZM138 126V125H137ZM198 126V127H199ZM203 126V127H204ZM11 127H12V125H11ZM41 127V126H40ZM201 127H202V125H201ZM215 127H214V130H215ZM217 128V127H216ZM222 128V127H221ZM238 128V127H237ZM6 129V128H5ZM14 129V128H13ZM33 129V128H32ZM42 129H44L43 127H42ZM203 129V128H202ZM223 129V128H222ZM225 129V128H224ZM15 130V129H14ZM20 130V131H21ZM37 130V129H36ZM120 130V129H119ZM166 130V129H165ZM168 130V129H167ZM3 130H0V134H1V132H2ZM16 131V130H15ZM14 131V132H15ZM29 131H30V129H29ZM29 131H26V132H28V133H30ZM40 131V130H39ZM39 131H37V133H33V134H37V135H39L38 134V132ZM43 131V130H42ZM122 131V130H121ZM258 131V132H257ZM6 132V131H5ZM4 132V133H5ZM14 132H13V138H14ZM36 132V131H35ZM44 132V131H43ZM118 133H119V131H117ZM123 132V131H122ZM130 132V131H129ZM154 132H155V130H154ZM4 133H2V136H4L3 134ZM7 133V132H6ZM18 134V132L16 131L15 132V134ZM20 133H22V132H20ZM27 133V134H28ZM41 133V132H40ZM169 133V132H168ZM255 133H258V134H261V138L260 139H256V137L254 136V134ZM8 134H10L9 132H8ZM16 134V135H17ZM24 134H26V133H23L22 135H24ZM26 134V135H27ZM160 134V133H159ZM170 134V133H169ZM177 134V135H178ZM7 135V134H6ZM120 135V134H119ZM167 136H169L170 138H171V134L170 135H168V134H166ZM165 134H164V136H166ZM34 137L36 136V135H33ZM9 138V136H6V138ZM11 137H12V135H11ZM16 137V136H15ZM21 137H23V136H21ZM27 137V136H26ZM31 137H32V133H31ZM31 137H28V139L29 138H31ZM38 137V136H37ZM40 137V136H39ZM47 137V136H46ZM153 137H155V136H153ZM162 137V136H161ZM175 137V136H174ZM222 137H224V139L226 138L227 140H228V142L230 143V142H234V143H236L238 146H239V149H238V147L237 148H235V147H233L232 145L230 146L229 144H226V142L227 141H225L224 142V140H222ZM0 138H2V137H0ZM5 137H3V140H7ZM17 138H18V135H17V137H16V140H17ZM41 138H42V136H41ZM120 138H121V136H120ZM156 138V137H155ZM165 138V137H164ZM259 138V137H258ZM11 139V138H10ZM25 139V138H24ZM27 139V138H26ZM27 139V140H28ZM31 139H33V138H31ZM42 139H45V144H42V145H45V146H49L50 147V145H53L54 143H56V142H50L47 138H42ZM50 139V138H49ZM153 139V138H152ZM162 139V138H161ZM225 139V140H226ZM2 139H0V144H1V149H2V147L4 146V147H6L7 148V151H9L10 149L9 148H11V147H17V145H15V141H13V144H12V140H9V141H1ZM19 140V139H18ZM17 140V141H18ZM23 140V138H21V140H19L20 142ZM33 140H35V139H33ZM37 140V139H36ZM39 140V139H38ZM53 140V139H52ZM56 140V139H55ZM55 140H53V141H55ZM154 140H156V139H154ZM154 140H151V141H153L154 142ZM16 141V142H17ZM24 141V140H23ZM22 141V143H24L25 145H26V141H24L23 142ZM31 142V141H30ZM34 142H36V141H34ZM57 142H58V140H57ZM78 142V141H77ZM171 142V141H170ZM33 143V142H32ZM59 143V142H58ZM61 143V142H60ZM155 143V142H154ZM17 144V143H16ZM28 144V143H27ZM39 144V143H38ZM233 144V143H232ZM12 145H14V146H12ZM21 145L22 144H20V146H19V144H18V147L21 149ZM29 145V144H28ZM35 145V144H34ZM58 145V144H57ZM78 145H80V144H78ZM78 145H76V146H78ZM157 145V144H156ZM56 146V145H55ZM69 146V145H68ZM67 146V147H68ZM17 147V148H18ZM57 147V146H56ZM12 148V149H13ZM45 148V147H44ZM48 148V147H47ZM47 148H45V150H44V155H39V153L38 154H35L34 153V149L32 150V152L35 154L34 155V158H36V160H38L39 161V163L38 164H36V166H34L33 167V170L35 169V171H33V172H35V173H38L37 175H34V174H32L31 172H29V170H28V168H30V166L27 168V169H24L23 171L21 170V169H23L22 167H21V169H19L20 168V166H18V167H16L15 165L16 164H18V163H16L14 166L16 167V168H18V170H20V172L17 170V169H15L16 170V172L18 171V174H19V176H22L23 175V177H22V179L24 178L25 180H24V187H21V186H19L20 188H19V198L20 199H23L24 201H25V203L27 202V204L29 203V204H31L32 205V207H34V208H36V209H34V212H38V213H41L40 211L42 210V212H44L45 210V213H46V216H49L48 214L51 212V210L53 211L54 210V208L53 209H50V210H48V208L47 209H43V206L44 207H49V206H54V207H60V208H58V210L59 209H61V207L62 206H64L65 204L66 205H71V207H76V205H82L83 206V208H85V209H87V210H89V208L91 209V210H93L94 211V209H95V212L94 213H91V214H89L88 213V216H86L87 218L86 219H88V222H90L88 225H86V224H83V223H80V222H77L76 221V219H75V221H71V220H74V219H71L70 220V222H68L67 221V223H69L70 224V229L72 228L74 231L73 232H71V234H73V236L72 235H70V238H68V239H72V241L70 240V242H72L73 243V238H74V234H75V232H80V234H78L77 233V235L78 236H80L81 234V237L82 238H79L78 236V238L79 239H83V240H85L86 238H88V239H90V241L93 243L94 241H92V237H94V236H92L91 238H90V236H89V233L88 232H90V231H88L89 229H92L93 227H94V229L97 227L98 229H102V231L104 230V229H109L110 227H107V225H106V223H105V221H103L101 218H100V215H99V213L96 211V202H97V200L95 199V197L94 198H92V197H89L88 196V194L89 193H87V192H89V187H91V185H92V182H93V180H94V183H93V185L95 186V188H93L94 190L93 191H96V193L98 192L99 193V191H101V189H106V191H108V193L109 194H116L117 195V193L118 192H120V194L119 195H121V193H123V194H128L129 193V191L131 190V187L133 186V185H136L138 182H137V179L135 178V177H132L131 175H129L128 173H125V176H126V179L125 180H122L121 179V176L119 175V174H117V173H115L114 171H112V165L114 164H112L111 162H110V159H109V156H108V154L106 155V153H105V157H103V158H92L91 159V161L92 162H94L95 163V165H94V167H93V169L95 168V167H98L97 169H95V170H93L92 169V171H88V169H86L87 168V166L88 165H86L85 166V164L83 163H81V165H79L76 161H74V162H76V163H74V162H71V160H72V158H71V160L70 161H65V162H63V160L61 159V157L63 156L64 157V155H58V153L56 154V155H54V154H52V148H51V151L49 150V152H50V154L49 153H45L46 152V149ZM0 149V150H1ZM9 149V150H8ZM15 149V148H14ZM28 149V148H27ZM26 149V150H27ZM60 149V148H59ZM69 149V148H68ZM160 149V148H159ZM5 150V149H4ZM25 150V149H24ZM43 150V149H42ZM76 150V149H75ZM161 150V149H160ZM13 151V150H12ZM11 151V152H12ZM16 151H17V149H16ZM23 151V150H22ZM41 151V150H40ZM56 151V150H55ZM57 151H59V150H57ZM56 151V152H57ZM65 151V150H64ZM68 151V150H67ZM77 151V150H76ZM75 151V152H76ZM4 152V151H3ZM27 152V151H26ZM25 152V153H26ZM32 152H31V150H30V153L32 154ZM48 152V151H47ZM54 152V151H53ZM60 152H62L61 150H60ZM68 152H70V151H68ZM72 152V151H71ZM2 152H0V154H1ZM23 153H24V151H23ZM25 153H24V155H25ZM65 153V152H64ZM73 153V152H72ZM71 153V154H72ZM77 153V152H76ZM160 153V152H159ZM162 153V152H161ZM8 154V153H7ZM42 154V153H41ZM63 154V153H62ZM78 154V153H77ZM244 154V155H243ZM250 154V155H249ZM4 155V154H3ZM11 155V154H10ZM18 154H16L15 156H17ZM27 155L28 154H26V157H24V158H28L27 157ZM74 155V154H73ZM80 155L81 154H79V157H80ZM157 155V154H156ZM13 156V155H12ZM11 156V157H12ZM58 156V158H57V160H56V157ZM67 156V155H66ZM247 156V155H246ZM4 157V156H3ZM10 157V156H9ZM19 157L20 158H23L22 156H20L19 155ZM18 157V158H19ZM29 157H31L32 158V156L30 155ZM68 157V156H67ZM0 158H1V155H0ZM5 158V157H4ZM77 158H78V156H77ZM91 158V157H90ZM156 158H157V156H156ZM165 158V159H164ZM7 159V162L9 161L8 160V158H6ZM28 159H30V158H28ZM53 159V160H52ZM74 159V158H73ZM3 160V159H2ZM2 160L0 161V162H2ZM14 160H16V158H14ZM25 160V159H24ZM27 160V159H26ZM66 160V159H65ZM16 161H20V159H18V160H16ZM15 161V162H16ZM52 161H54L53 163H52ZM80 161H81V158H80ZM83 161H87V160H83ZM89 161V160H88ZM160 161V162H161ZM262 161V162H261ZM5 162V160L3 161V163ZM20 162H23V159H22V161H20ZM28 162V163H27ZM27 162L26 161H24V163H23V165L25 164V163H27V164H29V160H27ZM261 162V163H260ZM3 163L1 164L2 166H3ZM10 162H8V164H9ZM11 163H13L12 161H11ZM80 163V162H79ZM96 163H97V166H96ZM5 165H7L6 163H4ZM22 164V163H21ZM31 164V163H30ZM29 164V165H30ZM112 164V165H111ZM12 165V164H11ZM23 165H21V166H23ZM26 165V164H25ZM90 165V164H89ZM92 165V164H91ZM115 165V164H114ZM2 166H1V168H2ZM8 166V165H7ZM26 166H28V165H26ZM4 167V166H3ZM11 167V166H10ZM13 167V166H12ZM12 167H11V170H13L12 169ZM25 167V166H24ZM85 167V168H84ZM91 167V166H90ZM261 167H262V165H261ZM0 168V169H1ZM5 168V167H4ZM8 168V167H7ZM14 168V167H13ZM26 168V167H25ZM32 168V167H31ZM6 169V168H5ZM4 169V170H5ZM9 169V168H8ZM99 169V170H98ZM4 170H2V171H4ZM11 170H8L9 172H13V171H11ZM15 170H14V172H15ZM25 170H28V172L26 171L25 172ZM37 170H38V172H37ZM2 171H0V173L2 172ZM7 171V172H8ZM22 171V172H21ZM6 171H4V173H5ZM15 172V176H17L18 174ZM2 174V173H1ZM7 174V173H6ZM17 174V175H16ZM4 175V174H3ZM14 174L12 173V175L11 176H13ZM46 176V177H45ZM99 176H101V177H106L107 179H112V178H114L115 179V183L114 184H105V183H102V182H98L97 180V183H99V184H95V179L97 178V177H99ZM181 176V175H180ZM6 177V176H5ZM103 177V178H104ZM164 177V176H163ZM16 178V177H15ZM21 178V177H20ZM45 178V179H44ZM100 178V177H99ZM98 178V179H99ZM153 178V179H154ZM14 179V178H13ZM101 179V178H100ZM144 179V178H143ZM161 179V178H160ZM159 179V180H160ZM21 180V179H20ZM155 180V179H154ZM184 180V181H185ZM14 181V180H13ZM90 181V182H89ZM139 181V180H138ZM148 181H150V180H148ZM8 183V182H7ZM11 184H13V183H11ZM21 185V184H20ZM13 188V187H12ZM79 188H81V189H86V190H84V191H86L85 192V195H84V193L82 194V192L79 190ZM111 188V189H110ZM189 188H191V186L189 187ZM188 188V189H189ZM13 189H15V188H13ZM89 189V190H88ZM2 190V189H1ZM253 190H255V191H253ZM5 191V190H4ZM253 191V192H252ZM233 192H238V194L239 195H241V201L239 200H236V198H234L233 197ZM12 193V192H11ZM254 193H257V196H253V194ZM1 194H3V193H0V224L3 226V227H1L0 228V233L2 232H4V234L5 235H7L8 233L6 232V231H8V230H12V224H21V225H25L24 227V229L25 230H23V231H26V227H28V230L24 233L23 232V234H24V236H25V238H26V242L24 241V245H22V249H20L21 250V252L23 251H25V253H26V250L28 249V253H34V255H36L35 257H37L36 259H35V261L36 262H56L55 261V259L60 255H62V254H64L63 253V251H65V247H63V246H61L59 249H58V246H56L57 248L55 249V251H54V248H53V250H51L50 248L51 247H49L48 245H46V243H49V242H45L44 240L46 239H42V237L41 236H39V234H38V232H36V231H34V232H32V228L34 229V227H35V229H37V228H39L40 229V227H36L37 225L36 224H38L39 222H37V220L35 221V219L33 220V218L32 217H30V219H27V218H25V216H26V214H25V212H26V210H25V212L23 211L24 209H23V206L24 207H26V206H29L28 208L30 209V205H26L25 203H23L22 202V200L20 201V204L17 202V200H20V199H17L16 201H13L12 199H7V198H5L4 196L2 197V195ZM91 195H92V191H91V193H90ZM95 195V194H94ZM237 195V194H236ZM239 195H237V196H239ZM11 196V195H10ZM62 198H61V197ZM97 196V195H96ZM204 197V200L202 199ZM62 199H63V202H62ZM248 200H250V202L252 203L251 205H249L248 204ZM259 202H261V205H258V203ZM21 203H23L22 204V206H21ZM76 203V204H75ZM74 204V205H73ZM133 205V204H132ZM139 205V204H138ZM81 206V207H82ZM180 206V208H178ZM70 207V208H71ZM132 207H134V206H129L128 207V210L129 209H133ZM178 208V210L175 212V213H171V211H172V209L173 208ZM67 208H68V206H67ZM26 209H27V207H26ZM32 209V208H31ZM37 209H39V210H37ZM62 209H65V206H64V208H62ZM77 209H80V207L78 206L77 207ZM76 209V210H77ZM84 209V210H85ZM138 209H140V208H138ZM21 210V211H20ZM36 210V211H35ZM57 210V209H56ZM55 210V211H56ZM67 210H70V209H67ZM82 210V209H81ZM81 210H79V212L81 211ZM86 210V211H87ZM137 210V209H136ZM174 210V209H173ZM63 211V210H62ZM71 212L70 213H74L73 212V210H70ZM75 211V210H74ZM59 213H61L60 211H58ZM66 212V211H65ZM78 212V211H77ZM27 213H28V211H27ZM56 214H57V212H55ZM128 213H129V211H128ZM44 214V213H43ZM62 214H63V212H62ZM75 214V213H74ZM73 214V215H74ZM167 214V215H166ZM258 214V215H257ZM28 215V214H27ZM29 215H30V213H29ZM36 215V214H35ZM59 215V217H61L60 216V214H58ZM68 215H70V214H68ZM72 215V216H73ZM76 215V214H75ZM74 215V216H75ZM30 216H32V214L30 215ZM43 216H45V215H42L41 217L43 218ZM63 216V215H62ZM65 216V215H64ZM74 216H73V218H74ZM78 216V215H77ZM29 217V216H28ZM71 217V216H70ZM257 217H259L258 219H259V221H258V219H257ZM31 218H32V220L33 221H28V220H31ZM39 218V217H38ZM51 218H55L54 216H51ZM66 219H65V221H63V220H60V221H63L62 223H63V225H65L66 226V224H64L65 222H66V220L68 219V217H65ZM75 218H77V217H75ZM130 218V217H129ZM47 219V218H46ZM49 220H50V218H48ZM56 219V218H55ZM85 219V218H84ZM123 219V218H122ZM45 220V219H44ZM59 220V219H58ZM69 220V219H68ZM130 220V219H129ZM38 221H40V223H42L43 222V224L45 223L43 220H38ZM46 221V220H45ZM48 222V221H47ZM52 222H55V224H57V220L56 221H52ZM52 222H51V220H50V223L52 224ZM84 222V223H85ZM124 222H125V224H124ZM34 223V224H33ZM36 223V224H35ZM49 223V222H48ZM190 223H192L193 224V226L190 224ZM207 223V224H206ZM30 224H32V226L33 225H36V226H31ZM60 224H61V222H60ZM72 224V225H71ZM205 224V225H204ZM263 224V223H262ZM54 225V224H53ZM52 225V226H53ZM57 225H59V224H57ZM56 225V226H57ZM62 225V224H61ZM248 225V224H247ZM31 226V227H30ZM72 226V227H71ZM42 227V226H41ZM67 227V226H66ZM200 228L199 230H196V228ZM261 227V226H260ZM259 227V228H260ZM16 228V227H15ZM18 228V227H17ZM20 228V227H19ZM49 228V227H48ZM55 228V227H54ZM64 228V227H63ZM89 228V229H88ZM112 228V227H111ZM263 228H264V225H263ZM263 228H261V229H263ZM23 229V228H22ZM34 229V230H35ZM38 229V230H39ZM53 229V228H52ZM66 229V232H64V230ZM65 229H62L61 228V226L60 227H57L56 229H53V231L58 235V238L59 237H61L62 238V236L64 237L65 236V238L70 234V231H68L69 230V228L67 229V228H65ZM123 229V228H122ZM40 230H42L43 231V227L40 229ZM86 230V231H85ZM100 230H99V232H100ZM41 231V232H42ZM51 231V230H50ZM69 233H68V232ZM98 230H96V232H97ZM106 231V230H105ZM6 232V233H5ZM9 232V231H8ZM22 232V231H21ZM48 232V231H47ZM92 232V231H91ZM50 233V232H49ZM48 233V234H49ZM93 233V232H92ZM91 233V234H92ZM109 234H110V232H108ZM190 233H192V234H190ZM248 233V232H247ZM3 234V235H4ZM22 234V233H21ZM37 234H38V236H37ZM43 234H44V232H43ZM66 234H68V235H66ZM101 234H102V232H101ZM245 234H246V228H245V226L244 227H242L241 229H240V231L238 232V236H241L242 238H243V242H244V244L242 245V246H245V244L246 245H248L247 243H251L252 241H250V242H247L248 241V238L246 239L244 236H245ZM9 235V234H8ZM11 235V234H10ZM9 235V236H10ZM52 235L54 236L55 234H53V232H52V234L50 235L51 237H52ZM71 236H72V238H71ZM89 236V237H88ZM103 236V235H102ZM259 234L258 233H255V238H256V241L255 242H257L258 240H259ZM11 237V236H10ZM55 237H56V235H55ZM248 237V236H247ZM254 237V236H253ZM261 237V236H260ZM47 238H48V236H47ZM50 238V237H49ZM65 238H63V240L65 239ZM77 238V239H78ZM96 238V237H95ZM133 238H135V239H133ZM187 239V241L186 242H189V245L188 246H190V249H188V247L186 246V242L184 243V239ZM254 238V239H255ZM1 239H2V237H1ZM4 239L6 240L7 238L4 236ZM75 240H76V238H74ZM8 240H10V238L8 239ZM51 240V239H50ZM66 240V239H65ZM83 240H82V242H83ZM241 241V240H240ZM264 241V240H263ZM9 243L11 242V240L10 241H8ZM56 242V241H55ZM62 242V241H61ZM77 242H79V241H77L76 240V244H77ZM90 242V243H91ZM242 242V243H243ZM5 243V242H4ZM66 243H68V242H66ZM72 243H69V244H72ZM87 243V241L85 242V244ZM125 243V242H124ZM123 243V244H124ZM253 243H254V241H253ZM258 243V242H257ZM262 243V242H261ZM7 244V243H6ZM79 244V243H78ZM94 244H95V242L93 243V246H94ZM252 244V243H251ZM256 243H254V245H255ZM0 245L1 246H5V248L4 249H2L3 250V254L4 255H7L8 253H10V251L11 250H8V244H7V246L6 245H4L3 243H0ZM20 245V244H19ZM60 245H62V244H60ZM75 245V244H74ZM91 245V244H90ZM96 245H97V243H96ZM98 245H99V243H98ZM97 245V246H98ZM132 245V246H131ZM0 246V247H1ZM54 245H52V247H53ZM71 246V245H70ZM81 246V245H80ZM79 246V247H80ZM84 246V242H83V244H82V247ZM87 246V245H86ZM97 246H95V248H93L92 247V250L94 251L96 248V250H99L100 249V247H99V249H98V247ZM251 246H253V245H251ZM251 246H249V248L251 247ZM258 246V245H257ZM260 246V245H259ZM13 247H15V246H13ZM254 247V246H253ZM17 247H15V249H16ZM20 248V247H19ZM74 248V247H73ZM77 248V247H76ZM76 248H75V250H76ZM84 248H87V247H84ZM84 248L82 249V251H85L84 250ZM209 248V250L210 251H214V254L213 253H209V254H207L206 253V250ZM246 248H247V246H246ZM259 248V247H258ZM9 249H11L10 247H9ZM18 249V248H17ZM78 249V248H77ZM81 248H79L78 250H79V252L81 251L80 250ZM90 249V248H89ZM101 249V250H102ZM91 250V251H92ZM100 250V251H101ZM218 250H221L222 252V255H218V254H216L217 252H218ZM19 252V251H18ZM23 252H22V254H23ZM67 252V251H66ZM88 253H89V251H87ZM216 252V253H215ZM28 253H26V254H28ZM82 253L83 252H81L80 254L78 253V255H82ZM262 253H263V255H264V247H263V251H262ZM68 254V253H67ZM70 254V253H69ZM84 254H86V251H85V253ZM90 254H92V252H90ZM90 254H88L87 255V258H85L86 259V262H88L89 260H88V258L89 257H91L90 256ZM209 255V258L207 259L206 258V256L207 255ZM0 255H2V254H0ZM25 255V254H24ZM59 256V257H60ZM70 256V255H69ZM75 256V255H74ZM95 256H93V257H95ZM9 258V256H5V258ZM83 257V256H82ZM1 258H3L4 259V256L2 257L1 256ZM77 258H78V256H77ZM96 258V257H95ZM94 258V259H95ZM97 258H96V260H97ZM2 259V260H3ZM32 259V258H31ZM58 259V258H57ZM62 259V257L60 258V260ZM71 259V258H70ZM93 258H91L90 260H92ZM102 259V260H103ZM1 260V259H0ZM6 260V259H5ZM9 260V259H8ZM78 260V259H77ZM88 260V261H87ZM96 260H94L95 262H96V264L98 263V261H96ZM105 260H104V262H105ZM180 260V261H179ZM4 261V260H3ZM85 261V260H84ZM59 262V261H58ZM62 261H60V263H61ZM75 262V261H74ZM92 262H93V260H92ZM91 262V263H92ZM94 262V263H95ZM224 262V261H223ZM57 263V262H56ZM70 263V262H69ZM93 263V264H94ZM110 263H111V261H110ZM109 263V264H110ZM185 263H187V262H185ZM222 263V262H221ZM52 264V263H51ZM61 264H64V263H61ZM99 264V263H98ZM102 264V263H101ZM108 264V263H107Z\"/></svg>",
  "mask_w": 264,
  "mask_h": 264
},
{
  "label": "water",
  "instance_id": "3",
  "mask_svg": "<svg viewBox=\"0 0 264 264\" xmlns=\"http://www.w3.org/2000/svg\"><path fill=\"white\" fill-rule=\"evenodd\" d=\"M253 196H254V197L257 196V193H254Z\"/></svg>",
  "mask_w": 264,
  "mask_h": 264
}]
</instances>
